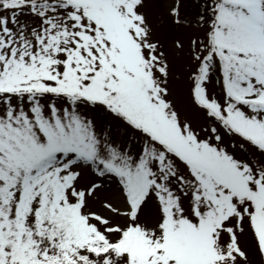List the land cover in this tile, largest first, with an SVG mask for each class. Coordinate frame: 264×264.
<instances>
[{
	"label": "snow or ice",
	"instance_id": "obj_1",
	"mask_svg": "<svg viewBox=\"0 0 264 264\" xmlns=\"http://www.w3.org/2000/svg\"><path fill=\"white\" fill-rule=\"evenodd\" d=\"M0 264H264V0H0Z\"/></svg>",
	"mask_w": 264,
	"mask_h": 264
}]
</instances>
